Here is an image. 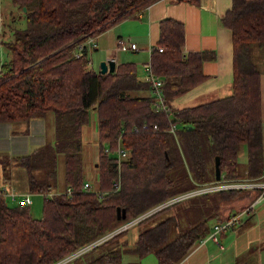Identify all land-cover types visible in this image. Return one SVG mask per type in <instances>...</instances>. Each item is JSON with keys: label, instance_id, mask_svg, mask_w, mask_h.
<instances>
[{"label": "trees", "instance_id": "1", "mask_svg": "<svg viewBox=\"0 0 264 264\" xmlns=\"http://www.w3.org/2000/svg\"><path fill=\"white\" fill-rule=\"evenodd\" d=\"M154 1L13 0L18 8L26 7V26L13 30L8 40L0 38L10 54L0 62V123L52 113L54 137L17 157L27 172L28 190L43 194L41 216L33 217L27 203H9L0 194V264H53L102 237L73 258L101 250L77 264H138L124 255L140 259L148 252L156 255L157 264H176L214 223L246 207L225 212L243 188L215 189L174 201L110 234L176 195L217 184V155L223 182L255 180L264 173L260 70L250 54L254 46L264 47V0H232L221 19L231 30L233 47L232 92L225 97L175 102L206 78L203 61L213 56L206 50L184 53V25L171 17L159 21L149 63L163 81L170 113L156 109L152 91L136 95L120 89L118 82L134 73L131 62L100 73L90 67L86 45L76 55L89 36ZM92 109L97 114L98 177L84 187L81 132ZM119 142L128 153L123 159L116 153ZM244 146L242 165L238 158ZM59 156L63 189L48 196L57 184ZM193 197L200 198L205 211L185 225L186 206L157 218L165 208ZM117 207L125 210L124 217H117ZM132 226H138L132 243L120 240Z\"/></svg>", "mask_w": 264, "mask_h": 264}, {"label": "crops", "instance_id": "2", "mask_svg": "<svg viewBox=\"0 0 264 264\" xmlns=\"http://www.w3.org/2000/svg\"><path fill=\"white\" fill-rule=\"evenodd\" d=\"M231 6L232 0H199L197 3L189 0H156L141 10L138 15L123 18L94 36L95 45L88 44L86 47L90 67L98 72L100 70V64L96 68L93 64V55H96L100 62L114 58L115 69L119 63L131 62L135 65L133 75L121 79L117 85L124 92L136 95L151 94V88L146 80L150 52L156 46L159 38L160 19L171 17L181 21L184 25V44L182 46L184 53L206 50L210 51L209 53L213 56L203 61L206 78L179 95L175 102L186 104L211 96H228L232 92L233 77L232 33L227 26L222 24L221 19ZM119 37L135 42L137 48H117V38ZM260 88L264 149V72L261 71ZM46 124L48 140L52 141L54 137L53 117H50ZM0 131L9 141L8 147L0 145V159L2 156L9 157L7 165L0 161V186L13 187L18 193V198L5 197L10 198L14 203H25L24 195H29V197L31 194L43 195L28 190L27 172L17 159L19 155L29 152L24 150L23 137L26 130L11 126L10 128H0ZM3 137L0 136V143ZM81 137L83 140L82 151L84 149L83 153H85L82 157L89 159L93 156L95 163L98 158L97 114L93 120L90 117L89 122L83 125ZM243 149L245 155L242 154L238 158L242 165L247 160L246 146ZM97 177L96 171L95 182ZM86 178L85 175V180L88 181ZM222 179L221 175L220 181ZM242 180L252 179L245 177ZM254 181H264V173ZM258 188L246 187V189L237 191L234 201L240 203L237 206L232 205L233 201L231 202L233 210L241 205H252L246 213L247 221L245 223L240 221L238 225L227 229L223 234H218V241L206 238L207 240L205 239L203 244L195 245L176 264H264V195L258 197ZM54 189L56 191H52ZM54 189L51 190L53 193L63 189V173L61 178L57 179ZM251 197L255 198L250 200ZM27 204L30 207L32 199ZM128 260L131 261L130 258Z\"/></svg>", "mask_w": 264, "mask_h": 264}, {"label": "rangeland", "instance_id": "3", "mask_svg": "<svg viewBox=\"0 0 264 264\" xmlns=\"http://www.w3.org/2000/svg\"><path fill=\"white\" fill-rule=\"evenodd\" d=\"M23 11L24 10H21V8H18L13 3V0H0V38L2 37L1 38L2 40L10 39L13 36V33H12L13 30H15L16 28L17 29L18 28H24L26 26V21L22 15ZM135 15H138V13H136ZM250 54L252 56L253 61L258 66L259 70L261 72H264V47L259 48V47L254 46L253 48H251ZM9 56H10V54H9L8 50L6 49V47L0 44V62L3 59L9 58ZM92 60H93L94 66L96 68L97 65L100 64L99 63L100 60L99 59L97 60L96 55H93ZM50 117H53L52 113H48L44 117H35V118L31 119L30 121L0 123V128L4 129V128H10L12 126L16 129L20 128V129L26 130L27 133H25V135L23 137L24 147H25L24 150L31 151L34 147L39 146L48 140V131L46 128V125H47L46 123ZM90 117L92 120L96 117L95 110L92 109L90 111ZM0 133H1L0 136H4L0 145L2 147H8L9 141L7 140L6 136L2 134L1 131H0ZM92 144H93V142H92ZM83 151H84V149H83ZM83 151H82V156L84 157L85 153H83ZM90 153H92V152L90 151ZM242 154L245 155L244 149L240 151L239 156H241ZM90 157H91V155H90ZM0 161L7 165V164H9V157L2 156ZM83 164H84V174L88 178V179L87 178L86 179L89 182H91V184L92 183L94 184L95 183L94 177L96 175L97 167H96V162L94 163V161H93V156L89 159L83 158ZM56 169H57L56 170V172H57L56 179H59V178H61L62 173H63V158H62V156L58 157ZM220 187L221 188L222 187L227 188L226 186H220ZM206 188H210V187L198 189V190L193 191L194 193L193 192L192 193L197 194L198 193L197 191H203ZM228 188H230V186ZM52 191H56V190L54 189ZM259 193H260V189H259ZM259 193H258V197H261V195H259ZM30 197L32 199V204L30 205L29 210H31V214L33 217H40L41 213H42L43 195L31 194ZM254 198L251 197L250 200L251 199L253 200ZM234 200H236L235 197L226 206L225 212H228L229 208L230 209L232 208V207H230V204L232 201H233L232 205L235 204L238 206V204L240 202H238V201L235 202ZM8 202L14 204V201L10 200V198H8ZM166 205H168V204H166ZM184 206H186L188 209H190L188 214H183V216L181 218V221L184 225L189 220V218H194V216L197 217V216H199V214H201V213L203 214L205 211V208H203L204 205H203L202 201L200 200V198L199 197H193V198H189L186 200H182V202H179L177 204H174L172 206L165 208L162 212L158 213L157 218H159V216L161 217L165 214H170L174 210L178 211L179 207H182V209H183ZM240 221H242L241 223H245L247 221L246 214L241 215ZM209 222L213 223L214 218L210 219ZM239 222L236 224L238 225ZM131 225H129V226H131ZM137 227L138 226L130 227L128 229V231L122 237H120V240L126 238L129 241V243H132V241L134 240L135 235H136ZM207 236L204 238H207ZM197 244H198V246H200L203 243L198 242ZM100 250L101 249H97L94 252L87 253L85 255L80 256L79 258H73L69 261L64 262L63 264H77L78 262L80 263V262L86 261L87 259L91 258L93 255L97 254V252ZM129 258L131 259V261L139 260L138 264H154V263L156 264L157 263L156 262V255L153 252H148L146 255H144L140 259H138L135 254H128L127 253L124 255L125 260H128Z\"/></svg>", "mask_w": 264, "mask_h": 264}, {"label": "built area", "instance_id": "4", "mask_svg": "<svg viewBox=\"0 0 264 264\" xmlns=\"http://www.w3.org/2000/svg\"><path fill=\"white\" fill-rule=\"evenodd\" d=\"M88 44H90L92 46L95 45L94 36L93 35L89 36L87 38V40L85 41V43H83V44H81L79 46V49L76 52V55H78V56L82 55L83 46H85V45L88 46ZM119 47H129V48H132V49L137 48L135 42L130 41L129 39L124 38V37L117 38V48H119ZM158 50L161 51L162 48L158 47ZM146 80L148 81L149 86L151 88V91H152V93H153V95L155 97L156 109H162L163 111H165L167 113H170L171 109L166 103H164L163 94H162V90H161V86H162L163 81H162V79L159 76L155 75L152 72V70L150 68V64L147 66V69H146ZM143 126L145 127V125H143ZM154 127H157L156 124H154ZM175 129H176L175 124H171V126L169 127V131L174 133ZM105 150H108V149L105 148ZM116 153H117V156H118L119 159H123V158L127 157V155H128L127 151L121 146L120 142L118 144ZM216 182H217V184L200 187V188H197L195 190L202 189V188H205V187H210V188H206L203 191H197L198 193L199 192L201 193V192L215 190V189L259 187L258 188V189H260L259 195H261V196L264 195V181L235 180V181L223 182L222 180L221 181L218 180ZM89 186H91V183L89 181H85L84 182V187H89ZM220 186H226L227 188H223V187L221 188ZM229 186H230V188H228ZM116 187H118V184H116ZM195 190H193V191H195ZM67 191L69 192L70 188H67ZM193 191H189V192H186V193H181L179 195H176V196L166 200L163 203H160L158 206L154 207L152 210L148 211L147 213L139 215L138 217H135L134 219H131L130 221L124 223L123 225L118 227L116 230H114L110 234H113V233H115V232H117V231H119L121 229H124V228L128 227L129 225H131V224L135 223L136 221H138L140 218L144 217L149 212L157 210V208H159V207L161 208V207L165 206L166 204H170V203H172L174 201H178L180 199H183L185 197H188V196L192 195L194 193ZM0 194H2L4 196H7V197H10V198H13V199L18 196V193L16 192V190L13 187H8L6 185L0 186ZM52 194H53V192L50 191L48 193V196H51ZM23 200H24L25 203H30L31 202V199H30L29 195H24L23 196ZM251 206L250 205L249 206L246 205V207H244L242 210L232 212L227 219H225V220H223L221 222L214 223L213 226H212L211 231L209 232V234L207 236V238H212L213 240L218 241V234L221 231H223V232L226 231L227 229L231 228L233 225L238 223L240 221L241 215L242 214H246L251 209ZM107 236H109V235H107ZM205 239L206 238H202V239H200L199 242L203 243L205 241ZM101 240H103V237L100 238V239H97V240H95V241H93L91 243H89L88 245H86L84 247H81L80 249H77L76 251L72 252L71 254L67 255L66 257L60 259L59 261H57V262H55L53 264H62L64 262H66L67 260L72 259L73 257L77 256L78 254L82 253L84 250L90 248L91 246L95 245L96 243H98Z\"/></svg>", "mask_w": 264, "mask_h": 264}, {"label": "water", "instance_id": "5", "mask_svg": "<svg viewBox=\"0 0 264 264\" xmlns=\"http://www.w3.org/2000/svg\"><path fill=\"white\" fill-rule=\"evenodd\" d=\"M26 7L23 5L21 10H25ZM115 69V59L114 58H110L107 60H103L100 62V73H105V72H112ZM214 170H215V180L218 181L220 180V168H219V157L218 155L215 157V162H214ZM160 208V207H159ZM157 208V209H159ZM117 217H124L125 216V210L122 208L120 210L119 207H117Z\"/></svg>", "mask_w": 264, "mask_h": 264}]
</instances>
